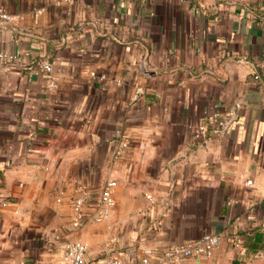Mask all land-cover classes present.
<instances>
[{
    "label": "crops",
    "instance_id": "obj_1",
    "mask_svg": "<svg viewBox=\"0 0 264 264\" xmlns=\"http://www.w3.org/2000/svg\"><path fill=\"white\" fill-rule=\"evenodd\" d=\"M0 6V264H59L73 239L158 264L205 233L219 245L186 264H264V0ZM108 179V215L74 224L75 184Z\"/></svg>",
    "mask_w": 264,
    "mask_h": 264
},
{
    "label": "built area",
    "instance_id": "obj_2",
    "mask_svg": "<svg viewBox=\"0 0 264 264\" xmlns=\"http://www.w3.org/2000/svg\"><path fill=\"white\" fill-rule=\"evenodd\" d=\"M68 2L70 0H60ZM139 2H147L148 0H133ZM13 16L0 6V23H9L13 20ZM41 66L51 72L52 66L48 62L41 63ZM260 76L257 75L258 79ZM140 88L135 99L140 93ZM239 106L230 110L226 114L214 112L212 117L214 120L213 127L209 128L206 123H200L196 129V136L202 139H207L210 133H223L230 124L237 118ZM120 149L117 151V156L122 149L127 146L126 141H122ZM117 185L115 179H108L101 186L97 195H93L91 187L86 183H76L74 194L72 196L73 223L80 224L83 221L93 218L97 221L104 219L108 215V209L114 203L113 191ZM60 200V198H58ZM6 204V203H3ZM95 205L94 212L89 211V206ZM222 235L218 233H205L197 239L187 240L179 245L168 247L157 256L158 264H186L187 260L199 255H212L215 248L219 245ZM153 252L150 249H144L142 255L135 260L126 261L119 254L112 255L106 258L92 259L88 257L87 246L84 242L78 239L68 240L64 244V250L59 264H152L151 258Z\"/></svg>",
    "mask_w": 264,
    "mask_h": 264
}]
</instances>
